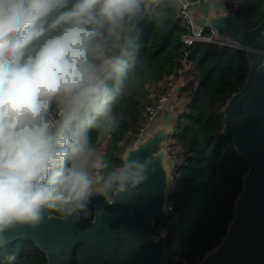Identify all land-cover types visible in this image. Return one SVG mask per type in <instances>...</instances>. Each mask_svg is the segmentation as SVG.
I'll return each mask as SVG.
<instances>
[{"label": "clouds", "instance_id": "obj_1", "mask_svg": "<svg viewBox=\"0 0 264 264\" xmlns=\"http://www.w3.org/2000/svg\"><path fill=\"white\" fill-rule=\"evenodd\" d=\"M167 0H0V248L48 212L87 216L144 182L153 158L116 164L99 140L139 72L140 24ZM7 264H16L15 254Z\"/></svg>", "mask_w": 264, "mask_h": 264}, {"label": "trees", "instance_id": "obj_2", "mask_svg": "<svg viewBox=\"0 0 264 264\" xmlns=\"http://www.w3.org/2000/svg\"><path fill=\"white\" fill-rule=\"evenodd\" d=\"M231 8L233 0H219ZM234 10L246 27L264 17V0H237ZM233 10V9H232ZM200 11L198 12V20ZM185 26L176 17V1L167 0L159 21L149 16L140 24L136 51L139 72L131 90L116 106L120 126L110 136L93 141L103 155L120 164L126 148L137 139V125L146 105L184 57ZM190 66L181 94L188 99L177 114L174 131L167 139L172 155V209L155 217V234L167 232V264H199L202 257L227 234L235 202L249 169L233 139L222 133V107L240 90L249 72L247 51L217 42L191 47ZM60 215L56 212H51ZM89 203L87 216H93ZM15 254L16 264H48L47 255L31 240H16L0 248V264Z\"/></svg>", "mask_w": 264, "mask_h": 264}, {"label": "water", "instance_id": "obj_3", "mask_svg": "<svg viewBox=\"0 0 264 264\" xmlns=\"http://www.w3.org/2000/svg\"><path fill=\"white\" fill-rule=\"evenodd\" d=\"M199 10V24L214 29L217 42L245 49L249 59L243 86L222 107V133L232 137L249 169L227 234L199 264H264V17L249 28L221 1H202ZM176 119L164 112L124 151L123 160H154L147 179L130 194L111 203L94 195L93 216L48 212L37 226L9 232L7 244L31 240L48 264H167V232L155 234V217L170 212L174 160L167 139Z\"/></svg>", "mask_w": 264, "mask_h": 264}, {"label": "built area", "instance_id": "obj_4", "mask_svg": "<svg viewBox=\"0 0 264 264\" xmlns=\"http://www.w3.org/2000/svg\"><path fill=\"white\" fill-rule=\"evenodd\" d=\"M175 1L176 17L179 18L186 29V32L182 36L184 57L176 66L175 70L166 77L165 81L159 87L158 98L153 103L146 105L143 112V119L137 125V139L142 137L153 122L164 112L170 111L177 115L185 108L188 99L181 94V91L185 86L186 72L190 66L189 54L191 52V47L199 42H217L216 31L199 24V5L205 0ZM230 5L233 10L229 9L234 11L238 8V1L233 0ZM226 45L236 47L233 44ZM175 186L176 185L173 183V189ZM169 208L170 210L172 209L171 204Z\"/></svg>", "mask_w": 264, "mask_h": 264}, {"label": "rangeland", "instance_id": "obj_5", "mask_svg": "<svg viewBox=\"0 0 264 264\" xmlns=\"http://www.w3.org/2000/svg\"><path fill=\"white\" fill-rule=\"evenodd\" d=\"M172 113H173V112H172ZM173 114H175V113H173ZM103 146H104V144L102 143L99 147H97V150L100 151L99 149H102Z\"/></svg>", "mask_w": 264, "mask_h": 264}, {"label": "crops", "instance_id": "obj_6", "mask_svg": "<svg viewBox=\"0 0 264 264\" xmlns=\"http://www.w3.org/2000/svg\"><path fill=\"white\" fill-rule=\"evenodd\" d=\"M200 11V10H199Z\"/></svg>", "mask_w": 264, "mask_h": 264}]
</instances>
